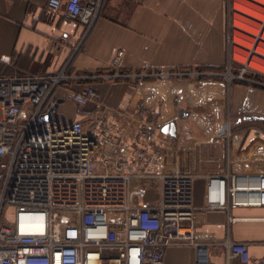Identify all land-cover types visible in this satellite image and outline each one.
<instances>
[{
	"label": "built area",
	"instance_id": "2783aa9c",
	"mask_svg": "<svg viewBox=\"0 0 264 264\" xmlns=\"http://www.w3.org/2000/svg\"><path fill=\"white\" fill-rule=\"evenodd\" d=\"M101 6L102 0L47 2L51 12L65 7L68 18L89 29ZM233 52L224 77L229 84L247 80L246 68L233 75L231 58L241 55ZM124 54L117 51L109 70L85 78L191 74L123 70ZM68 79L65 70L0 76V264H164L172 246H192L195 264H213L216 243L196 234L199 212L223 210L230 222L243 219L231 211L264 206V173L230 168L207 175L205 204L197 206V174L158 169V160L174 149V135L163 131L156 107L139 103L132 112L103 107L101 94L88 86L74 92V100L81 106L95 102L101 109L89 123H67L56 89ZM232 128L229 119L224 138H231ZM150 187L158 189L156 201H133L135 188ZM223 244L226 264H264V257L253 259L249 242L228 237Z\"/></svg>",
	"mask_w": 264,
	"mask_h": 264
},
{
	"label": "crops",
	"instance_id": "0c3cea01",
	"mask_svg": "<svg viewBox=\"0 0 264 264\" xmlns=\"http://www.w3.org/2000/svg\"><path fill=\"white\" fill-rule=\"evenodd\" d=\"M47 2L0 0V76L57 75L65 70L69 79L56 94L67 123L79 119L89 123L101 109L95 102L81 106L74 100V92L88 86L101 94L103 107L127 112L139 103L156 107L163 125L175 122L177 126L174 149L158 160V169L197 174V206L205 204L207 175L230 168L264 173V121L234 125L245 114L264 115V89L240 81L229 84L221 76L230 58L229 0H102L90 29L68 18L65 7L51 12ZM119 50L125 51L123 70L191 74L144 80L85 78L109 70ZM229 119L233 128L227 139L223 129ZM135 189L137 204L159 197L155 187ZM231 215L243 219L230 222L223 210L198 214V239L216 243L213 264H226L223 242L228 237L249 242L253 259L263 258L264 234L253 231L250 223H264V206L233 209ZM195 259L194 247L172 246L164 264H195Z\"/></svg>",
	"mask_w": 264,
	"mask_h": 264
},
{
	"label": "bare ground",
	"instance_id": "6f19581e",
	"mask_svg": "<svg viewBox=\"0 0 264 264\" xmlns=\"http://www.w3.org/2000/svg\"><path fill=\"white\" fill-rule=\"evenodd\" d=\"M241 1L245 5L237 3L236 8L245 15H238L241 20L238 21L237 26L242 30L239 31L241 39L239 38L238 41L248 48L241 50L245 55L242 59L246 61L250 57L251 65L264 71V0ZM247 38L250 42L244 41Z\"/></svg>",
	"mask_w": 264,
	"mask_h": 264
},
{
	"label": "rangeland",
	"instance_id": "374dc122",
	"mask_svg": "<svg viewBox=\"0 0 264 264\" xmlns=\"http://www.w3.org/2000/svg\"><path fill=\"white\" fill-rule=\"evenodd\" d=\"M237 3H241V4L245 5L243 3V1H241V0H229L227 43H228V47H229V57L230 56L232 57V54L234 53L233 52L234 49H235V53L236 52L237 53L238 52L241 53V55L239 53L237 54L239 57H237V55H236L237 59H234V58L232 59L231 58L230 64L232 65V70L231 71H232L233 75L239 76L240 75V70L242 68H246V71H245V74H244V78H246L247 80L237 79V80H234V81H240L242 83H245V84H248V85H255L257 87H260V88L264 89V71L258 69L257 67H254L252 65L248 66L247 63L251 64V62H250L251 58L250 57L248 59H246V61H244L242 59V57L245 56L244 53L241 51V50L244 49V48H242L244 45H242V43H240L238 41L239 38L241 39V35H240L239 31H242V30L237 25H238V21L241 20V18H239L238 15L239 14L245 15V14L241 10L236 8ZM229 37H231L232 43H229ZM233 40H235V42ZM244 41L250 42L249 38L244 39ZM234 45L237 46V47L234 48ZM244 47H245V49L247 48L246 46H244ZM229 60H230V58H229ZM257 63H260V62L257 61ZM227 65H228V63L226 64V66H225V68H224V70H223V72L221 74L222 77H225V74L227 72V69H226ZM214 76H216V75H214ZM11 219H12V217H11ZM250 225H251V228L253 229V231H255L257 233H263L264 234V223L251 222Z\"/></svg>",
	"mask_w": 264,
	"mask_h": 264
},
{
	"label": "water",
	"instance_id": "95a60500",
	"mask_svg": "<svg viewBox=\"0 0 264 264\" xmlns=\"http://www.w3.org/2000/svg\"><path fill=\"white\" fill-rule=\"evenodd\" d=\"M47 118V116H44ZM252 120H263L264 121V115H258V114H245L238 118V120L234 123V125L240 124L245 121H252ZM163 131L170 133L171 135L177 134V126L175 122L167 123L163 126Z\"/></svg>",
	"mask_w": 264,
	"mask_h": 264
}]
</instances>
